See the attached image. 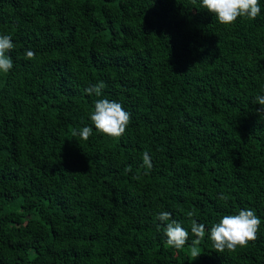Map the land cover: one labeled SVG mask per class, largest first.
Here are the masks:
<instances>
[{
  "label": "trees",
  "instance_id": "1",
  "mask_svg": "<svg viewBox=\"0 0 264 264\" xmlns=\"http://www.w3.org/2000/svg\"><path fill=\"white\" fill-rule=\"evenodd\" d=\"M258 3L226 26L201 0H0L14 45L0 72V264H264ZM98 99L130 113L122 136L95 129ZM242 209L257 239L221 253L206 231L195 258L192 220L210 229ZM161 211L189 232L183 248Z\"/></svg>",
  "mask_w": 264,
  "mask_h": 264
},
{
  "label": "clouds",
  "instance_id": "2",
  "mask_svg": "<svg viewBox=\"0 0 264 264\" xmlns=\"http://www.w3.org/2000/svg\"><path fill=\"white\" fill-rule=\"evenodd\" d=\"M201 7L215 15L216 20L222 25H231L238 17L255 19L261 12L258 0H201ZM12 38L9 35H0V72L7 73L13 67L11 57L7 55L13 49ZM35 53L31 50L26 51L25 59H33ZM105 87L103 82L90 86L85 89L88 95H101V90ZM255 102L261 107L257 109L258 115L264 120V94L257 95ZM90 119L95 129L109 137H120L124 134L130 122V113L124 110L123 106L115 100L98 99L94 104V111L90 114ZM92 127L85 126L77 135L83 140H88L92 135ZM143 165L150 169L152 167L151 158L147 152L143 154ZM130 171V169H127ZM221 201L227 202V196L221 194ZM189 217L193 213L188 212ZM156 220L165 224V236L167 244L176 249H181L189 239V232L182 227L181 223L172 219L171 213L161 211L154 217ZM261 224L260 218L252 209L239 210L238 214L225 215L218 222L206 229L204 224L192 220L191 234L195 239L192 240L193 256L197 253L195 246L204 238L205 232L209 231V239L213 248L217 252L235 251L236 248L246 246L250 241L257 239V231Z\"/></svg>",
  "mask_w": 264,
  "mask_h": 264
}]
</instances>
